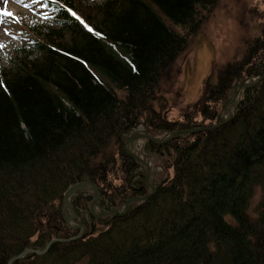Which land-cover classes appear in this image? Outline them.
I'll use <instances>...</instances> for the list:
<instances>
[{"label":"trees","instance_id":"obj_1","mask_svg":"<svg viewBox=\"0 0 264 264\" xmlns=\"http://www.w3.org/2000/svg\"><path fill=\"white\" fill-rule=\"evenodd\" d=\"M216 2L101 0L80 8L43 0L46 31L0 68V264L50 239L65 240L9 264H264V78L210 128L233 88L264 71V30L205 76L180 119L152 107L162 75ZM139 125L164 134L208 129L145 140L143 152L170 175L124 213L93 216V194L73 192L77 235L64 220L70 186H96L101 212L149 192L123 149Z\"/></svg>","mask_w":264,"mask_h":264},{"label":"rangeland","instance_id":"obj_2","mask_svg":"<svg viewBox=\"0 0 264 264\" xmlns=\"http://www.w3.org/2000/svg\"><path fill=\"white\" fill-rule=\"evenodd\" d=\"M74 1L81 5L80 8H91L101 0ZM5 11L13 15L6 16ZM47 16L43 0H8L6 5L0 0V68L8 66L19 46L29 49L31 38L37 37L38 30L46 31L50 24ZM261 30H264V0H217L207 12L198 31L189 38L185 49L162 75L158 98L152 102V107L166 119H180L182 110L198 98L205 76L225 62L238 58L245 42L260 34ZM251 81L245 80L246 83ZM241 92L237 94L238 99ZM231 93L227 96L225 105ZM224 104L218 113L222 118L226 117L223 115L226 107ZM232 112L233 107L229 104L228 115ZM137 133L150 134L158 139L166 136L164 133L146 131L139 125L126 135L125 140ZM144 141L142 137L135 140L134 153L148 162L150 180L154 185L162 177L169 176L170 171L163 167L162 161L156 156L147 157L143 152ZM139 166L140 172L144 171V166ZM85 190L94 195L90 188ZM259 191V188L255 189L251 207L258 199ZM63 213L65 216L71 214L65 207ZM67 221L70 225L76 224L72 218Z\"/></svg>","mask_w":264,"mask_h":264},{"label":"water","instance_id":"obj_3","mask_svg":"<svg viewBox=\"0 0 264 264\" xmlns=\"http://www.w3.org/2000/svg\"><path fill=\"white\" fill-rule=\"evenodd\" d=\"M264 78V71L261 73L260 76L256 77L255 79H253L250 83H246V82H240L239 84H237L234 88H233V91L231 93V99L230 101H228L226 103L225 106H227L228 104H231L232 107H233V112L231 115H227L226 117L222 118L219 114V122L217 124H214L212 125L210 128H213L223 122H225L226 120H228L229 118H231L234 114H235V111H236V105H237V102H238V97L235 93V89L236 88H239L241 91L244 89V88H248V87H251V86H254L255 84H257L261 79ZM226 108V107H225ZM198 129H208V128H194V129H189V130H175L173 132H170L168 133L164 138L162 139H158V138H155L153 136H151L150 134H146V133H137L134 137H129L127 138L124 142H123V149L128 153L130 154L133 159L135 160V162L139 165V164H142L144 165L145 169L144 171H141V174L146 182V184L148 185V188H149V192L146 193V194H143V195H139V196H134V197H131L129 198L125 204L122 205V207L120 209H116V208H110L108 211L106 212H101L99 210H97V212H93L92 208L94 206V203L96 202L97 198H98V190L96 188V186H94L93 184L89 183V182H80L74 186H70L69 188H67L65 190V192L63 193V203H64V207L66 209L69 210V212L71 214L69 215H66L64 216V220L68 223V219H71L74 217V211L73 209L71 208L69 202H68V199L69 198V195H71L73 192L77 191V190H85L87 187L90 188L94 195L92 196L91 200L89 201L88 203V206H87V210H88V213L93 215V216H103V215H107L109 213H118V214H121V213H124L130 204L132 203H136V202H140L144 199H146L155 189V186L152 185L151 183V173H150V167H149V164L146 160L142 159V157L134 152H132L131 150H129L126 146L127 143H129L131 140H136L138 137H142L144 138L145 140H148L154 144H161V143H165L167 142L168 140L178 136V135H181V134H184V133H190V132H193L195 130H198ZM86 191V190H85ZM68 225L70 227H78L79 228V232L77 235L81 234L82 233V230L83 228L78 226V225H70L68 223ZM56 240H59V241H63L65 239H50L46 242V244L44 245L43 249L41 250H31V249H24L22 250L21 252H19L16 256H14L12 259H10L7 264L10 263L11 260L13 259H18L20 257H22L26 252H30V251H33L35 254L37 255H40L42 254L47 248L48 246L53 242V241H56Z\"/></svg>","mask_w":264,"mask_h":264},{"label":"bare ground","instance_id":"obj_4","mask_svg":"<svg viewBox=\"0 0 264 264\" xmlns=\"http://www.w3.org/2000/svg\"><path fill=\"white\" fill-rule=\"evenodd\" d=\"M3 8H4V6H2ZM7 10V9H6ZM2 17V16H1ZM238 92H241L240 91V89L239 88H236L235 89V93H236V95L238 94ZM230 100H232L231 99V96H230V98H229V100L228 101H230ZM228 106H229V104L226 106V108L224 109V111H223V115L224 116H227L228 115ZM126 146H127V148L129 149V150H131L132 152H134V146H135V140H131L129 143H127L126 144ZM142 166H144V165H142ZM140 167V166H139ZM145 168V167H144ZM70 196V195H69ZM68 199V202H69V198H67ZM94 208H96L95 206H94ZM93 208V209H94ZM97 209V208H96ZM98 210V209H97ZM94 212V211H93ZM79 226V225H78Z\"/></svg>","mask_w":264,"mask_h":264},{"label":"snow or ice","instance_id":"obj_5","mask_svg":"<svg viewBox=\"0 0 264 264\" xmlns=\"http://www.w3.org/2000/svg\"><path fill=\"white\" fill-rule=\"evenodd\" d=\"M3 3L6 5L8 3V0H3ZM4 15H6V16H12L13 14L11 12L5 11L4 12ZM89 30H91V29H89Z\"/></svg>","mask_w":264,"mask_h":264}]
</instances>
